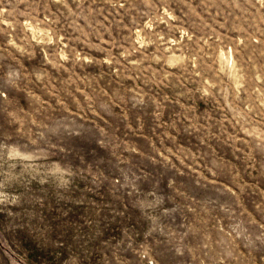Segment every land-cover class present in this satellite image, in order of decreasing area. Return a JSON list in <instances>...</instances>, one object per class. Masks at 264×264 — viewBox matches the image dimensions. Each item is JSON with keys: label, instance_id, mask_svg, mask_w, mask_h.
Here are the masks:
<instances>
[{"label": "rangeland", "instance_id": "obj_1", "mask_svg": "<svg viewBox=\"0 0 264 264\" xmlns=\"http://www.w3.org/2000/svg\"><path fill=\"white\" fill-rule=\"evenodd\" d=\"M0 264H264V0H0Z\"/></svg>", "mask_w": 264, "mask_h": 264}]
</instances>
